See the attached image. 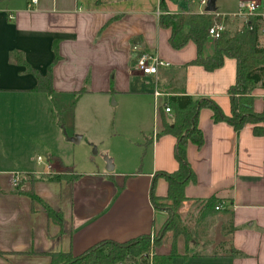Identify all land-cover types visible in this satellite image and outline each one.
I'll return each mask as SVG.
<instances>
[{"label":"crops","instance_id":"0c3cea01","mask_svg":"<svg viewBox=\"0 0 264 264\" xmlns=\"http://www.w3.org/2000/svg\"><path fill=\"white\" fill-rule=\"evenodd\" d=\"M0 1V264H50L53 253L79 256L100 242L126 243L158 233L167 217L151 204L152 186L156 196L166 197L168 183L155 176L176 172L179 163L174 155L176 139L161 134L173 116L164 109L155 113L152 86L163 80L167 86L184 87L187 95L212 100L229 117L228 92L236 84L237 62L225 59L212 72L189 65L197 57V47L192 42L181 50L171 47L170 30L158 27L160 0H39L31 10L29 0ZM201 1L168 0L167 7L171 14L182 10L202 14L207 6ZM236 1L235 11L225 7L224 0L216 1L214 14L227 29L236 31L246 23L237 17L244 2H259L258 14L264 15V0ZM230 16L238 19L232 21ZM214 48L215 40L209 39L204 56H212ZM14 51L43 76L51 67L52 96L33 91L37 80L11 58ZM140 53L171 66L160 68L156 77L144 76L133 66ZM164 94L167 103L175 96ZM112 97L125 115L120 123L131 115L140 128L137 146L145 169L77 174L79 179L72 183L41 180L73 171L62 165L58 149L52 148L64 115L77 111L83 101L98 99L111 107ZM253 97L255 112L262 113L264 90L256 89ZM198 123L204 144L188 147L196 182L186 188L182 211L218 199L224 207L219 213L222 234L208 246L223 247L225 242L227 248L218 255L195 257L194 247L188 260L178 259L197 264H264V123L259 125L260 136L254 125L237 132L227 123H214L209 109L200 111ZM39 148L51 160L33 166L28 158H42L35 157ZM125 167L120 164L121 170ZM16 173L28 178L24 186H14ZM31 191L62 214V224L27 196ZM229 218L235 231L226 236L223 226ZM157 249L158 255H168L167 248Z\"/></svg>","mask_w":264,"mask_h":264},{"label":"trees","instance_id":"16d2710c","mask_svg":"<svg viewBox=\"0 0 264 264\" xmlns=\"http://www.w3.org/2000/svg\"><path fill=\"white\" fill-rule=\"evenodd\" d=\"M168 0H160L158 16V27L170 30L169 43L174 50H181L190 42L197 47V57L189 65L201 66L206 71L212 72L224 65L225 59H234L237 62L236 84L229 89L228 95L231 101V115L225 116L215 102L204 98H194L186 94L184 87H175L159 80L157 88L163 93H171L167 105L172 110V123H164L162 135H172L176 139L174 155L179 163V168L172 174L158 173L155 179L162 178L168 183L166 197H158L155 194V184L152 186L150 201L156 211L167 212L169 220L161 229L154 241V247H158L162 238L167 232H174V242L171 253L168 255L153 256V264H173L177 257H188L187 254L179 256L177 252V239L184 236L190 243L194 240L193 234L181 221L180 209L187 201L185 194L189 184L196 182L195 174L187 158V151L190 144L201 148L204 144V137L199 129V114L203 109L212 111L214 123H227L237 132L248 125L256 126L254 133L257 136L263 134V128L259 125L264 123V111L256 113L254 110L253 92L256 89L264 90V38L261 36L263 27L260 17H251L241 29L226 31L215 40V48L212 56L205 57L204 49L209 41V31L214 26L221 24L223 19L214 13H192L182 10L179 14H171L167 7ZM11 58L19 65L27 67L29 74H32L37 85L33 89L36 93H43L48 96L54 94L52 84L51 67L45 76L37 70L27 66L23 54L14 51ZM140 53L138 58L142 56ZM58 61L56 56L55 62ZM136 62H133L135 67ZM187 65V66H189ZM186 66V67H187ZM154 89L155 86H152ZM80 93L79 95H81ZM79 179L75 172L71 174H49L41 178L51 183H72ZM21 187V186H19ZM27 196L36 203L41 204L49 218L58 224H62L63 216L60 212L54 211L49 205L41 200L33 191ZM221 202L212 197L201 202L202 216L214 214L220 208ZM203 218V217H202ZM235 231L232 220L223 226L224 235H232ZM190 239V240H189ZM192 244H196L194 242ZM224 244H226L224 242ZM151 250V236L144 235L126 243L113 241L100 242L83 254L74 256L72 253L58 252L50 254V264H149V252ZM235 253V252H234ZM208 254L196 253L195 257H202ZM213 255H218L213 254Z\"/></svg>","mask_w":264,"mask_h":264},{"label":"rangeland","instance_id":"374dc122","mask_svg":"<svg viewBox=\"0 0 264 264\" xmlns=\"http://www.w3.org/2000/svg\"><path fill=\"white\" fill-rule=\"evenodd\" d=\"M173 4H177V0H171ZM224 6L230 9L236 10L238 8L236 0H224ZM238 12L240 9L237 10ZM231 20L236 21L238 18L230 16ZM242 19L239 22L242 23ZM153 79V78H152ZM151 77L148 78L150 82ZM98 100V99H97ZM91 100L89 103L83 101L81 106L76 111H69L64 115L65 122L63 126L58 127L57 134L59 140L54 136L52 144L53 149H58L59 161L62 162L67 168H71L75 174H83L89 172H107V160L112 162L114 171H142L145 169L143 165V158L141 156V149L137 146L141 131L136 121L131 119V115H127L126 119H123L122 124L120 119L125 116L120 111L121 105L116 106V99L112 97L110 105H101L102 102ZM100 106H105L100 107ZM123 115V116H122ZM125 118V117H124ZM77 134H80L78 136ZM82 137V140L78 143H74L73 137ZM41 148L36 150L35 157L40 155L44 162H47L48 153L43 152ZM38 158H28L30 164L35 166ZM53 159V158H52ZM120 164L123 165V170L120 169ZM30 165V166H31ZM31 166V167H33ZM135 169V170H134ZM53 173V172H52ZM71 174V171H65L63 174ZM28 179V178H27ZM26 177L21 179L19 186H24ZM223 205H220V209L214 214H208L205 217L202 216L200 209L201 203L192 205L186 212L180 209L181 221L193 234V242L188 241L184 236H180L177 240V252L179 256L188 255L194 251L196 247V253L203 254H220L225 253L226 244L223 242V247H209V243H214L218 240L222 234L219 231V224L221 223L219 213L224 211ZM167 221L169 220V214L167 212ZM203 217V218H202ZM230 219V218H229ZM161 230L156 234V238ZM174 232H167L162 238L158 247L162 250L168 249V254L171 253L172 245L174 242ZM155 238V239H156ZM210 238V242L208 240ZM190 240V239H189ZM197 242L196 244H192ZM203 244V245H202ZM184 245V248H182ZM154 247V255L157 254V248ZM151 252V250H150ZM149 252V254H150ZM153 255V256H154ZM191 257V256H190ZM175 258L173 264H197L194 261H186L184 259Z\"/></svg>","mask_w":264,"mask_h":264},{"label":"built area","instance_id":"2783aa9c","mask_svg":"<svg viewBox=\"0 0 264 264\" xmlns=\"http://www.w3.org/2000/svg\"><path fill=\"white\" fill-rule=\"evenodd\" d=\"M179 1H188V0H179ZM1 2V1H0ZM39 3V0H29L28 3V9H34ZM208 3V0H202L200 4L203 7H206ZM261 5L259 2H244L240 6L239 14L237 15L238 18L244 19L246 22L251 17H260L262 19L263 27L260 31L262 38H264V15L258 14V11L260 9ZM0 11H1V3H0ZM206 13L205 9L202 11V14ZM13 16L11 15V19ZM226 25L224 21L221 24H218L210 29L209 31V39L217 40L220 38V36L226 31ZM171 65L168 62H165L156 56L150 55V54H143L140 56L135 65V70L141 73L144 76H158V71L160 68H169ZM168 97L167 94L162 93L157 89V86L153 89V105L155 113H159L161 109H164L165 114L172 115V110L167 105V101H164L163 99ZM42 158H38L37 162L38 164H42ZM49 169H51L50 166H48ZM22 177L21 174H14V186H19V183L21 182ZM220 208L218 207L217 210ZM157 233H153L151 235V252L149 254V264H153V255H154V241L156 238Z\"/></svg>","mask_w":264,"mask_h":264},{"label":"water","instance_id":"95a60500","mask_svg":"<svg viewBox=\"0 0 264 264\" xmlns=\"http://www.w3.org/2000/svg\"><path fill=\"white\" fill-rule=\"evenodd\" d=\"M216 1L217 0H208L207 7L205 9L206 13H215L216 12ZM80 137H76L72 139L74 143H78L80 141ZM107 172H112L114 170V167L112 165V162L110 160H107Z\"/></svg>","mask_w":264,"mask_h":264}]
</instances>
